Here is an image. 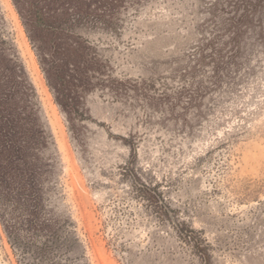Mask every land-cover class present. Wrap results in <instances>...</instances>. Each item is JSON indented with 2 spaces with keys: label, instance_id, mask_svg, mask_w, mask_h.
Segmentation results:
<instances>
[{
  "label": "rangeland",
  "instance_id": "rangeland-1",
  "mask_svg": "<svg viewBox=\"0 0 264 264\" xmlns=\"http://www.w3.org/2000/svg\"><path fill=\"white\" fill-rule=\"evenodd\" d=\"M0 264H264V0H0Z\"/></svg>",
  "mask_w": 264,
  "mask_h": 264
}]
</instances>
